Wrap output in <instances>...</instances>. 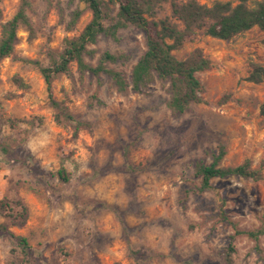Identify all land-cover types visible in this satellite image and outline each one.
I'll return each instance as SVG.
<instances>
[{
	"label": "rangeland",
	"instance_id": "obj_1",
	"mask_svg": "<svg viewBox=\"0 0 264 264\" xmlns=\"http://www.w3.org/2000/svg\"><path fill=\"white\" fill-rule=\"evenodd\" d=\"M31 2L36 36L21 28L14 54L0 62V199L23 197L30 217L13 226L0 212V223L27 236L32 248L14 255L13 240L0 234V264H225L221 252L235 228L255 230L264 221V82L247 80L251 62L264 64V31L254 27L232 40L198 34L176 51L183 58L200 47L213 61L198 73L205 102L182 114L168 107L167 83L142 93L120 91L104 73L81 83L73 63L72 75L54 81L53 98L85 123L75 134L74 122L56 121L45 79L30 60L47 64L46 49L61 50L66 36L79 35L91 11L68 31L79 0ZM20 3L0 2V33ZM170 12L165 4L159 17ZM90 48L92 65L105 51L126 55L108 67L130 81L146 36L129 25L117 40L102 35ZM16 75L30 87L19 88ZM220 145L221 166L249 159L263 178L217 177L200 191L194 163L211 164ZM62 166L68 183L57 175ZM235 243V264H264V236L256 242L240 235Z\"/></svg>",
	"mask_w": 264,
	"mask_h": 264
},
{
	"label": "trees",
	"instance_id": "obj_2",
	"mask_svg": "<svg viewBox=\"0 0 264 264\" xmlns=\"http://www.w3.org/2000/svg\"><path fill=\"white\" fill-rule=\"evenodd\" d=\"M165 4H170L171 12L159 17V10ZM32 6L31 0H21L18 11L2 24L0 62L14 54L21 28L29 32L30 38L36 36L34 24L28 13ZM87 10L91 11L92 18L79 35L66 36L61 50L46 49L47 64L30 60L39 67L45 79L52 105L56 109V121L74 122L75 134H78L85 123L77 120L62 102L53 98L54 81L62 74L72 75L73 63L77 64L81 83H85L88 74L99 76L102 73L111 76L120 91L131 87L134 92L142 93L157 81L165 83L164 86L167 83L168 107L173 113L182 114L193 104L205 102L202 96L205 86L198 73L211 69L213 61L200 47L193 49L183 58H179L176 51L183 49L186 43L198 34L232 40L254 27L264 31V0H215L212 4L204 3L202 0H79L67 23L68 31L76 28ZM129 25L141 29L146 36V50L133 66L130 81L123 71L108 67V63L124 60L126 58L124 54L105 51L97 65L86 61V55H93L96 52L90 45L96 44L100 36L117 40L120 30ZM247 80L254 83L264 82V64L251 62ZM14 82L19 88L30 87L19 75L14 77ZM260 114L264 120V101L260 107ZM225 155L226 148L220 145L219 153L215 155L211 164H205L204 161L194 163L195 174L202 178L200 191L210 189L212 179L217 177L239 176L256 181L263 178V169L253 168L249 159L237 166H221ZM57 175L63 182L70 181V173L63 166L57 171ZM0 212L13 226L25 225L30 217V208L21 196L2 197ZM0 234L7 235L13 240L12 254L21 252L24 257L28 256L32 246L27 236L16 234L3 223H0ZM240 235H246L258 242L264 236V221L255 230L235 228V232L229 236L228 243L221 252L225 264H235V241ZM256 249L260 250L259 245H256Z\"/></svg>",
	"mask_w": 264,
	"mask_h": 264
}]
</instances>
